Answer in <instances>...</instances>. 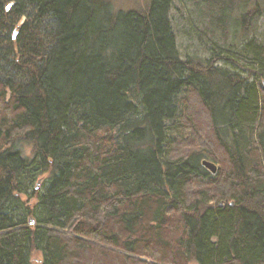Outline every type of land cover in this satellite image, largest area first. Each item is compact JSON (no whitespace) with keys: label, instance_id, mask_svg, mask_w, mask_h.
<instances>
[{"label":"trees","instance_id":"obj_1","mask_svg":"<svg viewBox=\"0 0 264 264\" xmlns=\"http://www.w3.org/2000/svg\"><path fill=\"white\" fill-rule=\"evenodd\" d=\"M175 2L0 0V264H264V0Z\"/></svg>","mask_w":264,"mask_h":264},{"label":"rangeland","instance_id":"obj_2","mask_svg":"<svg viewBox=\"0 0 264 264\" xmlns=\"http://www.w3.org/2000/svg\"><path fill=\"white\" fill-rule=\"evenodd\" d=\"M115 2L118 6L130 7L133 4L143 5L145 0H115ZM197 2L198 0H176L172 13L174 17L175 31L178 36V46L184 58L187 56L195 58L204 55V49L207 46H205V43H208L209 39L216 41L221 39L222 32L217 30L216 33L212 34L211 30L206 29L208 24L206 25V22H202L198 14L199 11L196 7ZM259 29L260 31L263 30L261 23ZM43 178L44 177L40 178V180H43Z\"/></svg>","mask_w":264,"mask_h":264},{"label":"water","instance_id":"obj_3","mask_svg":"<svg viewBox=\"0 0 264 264\" xmlns=\"http://www.w3.org/2000/svg\"><path fill=\"white\" fill-rule=\"evenodd\" d=\"M11 7V4H8V9ZM17 34H18V31H16L15 32V34H14V38H16L17 37ZM203 165L208 169V170H210L211 172H213V173H215V172H217V166L214 164V163H211V162H209V161H207V160H204L203 161ZM35 223V221H34V219H30V224L31 225H33Z\"/></svg>","mask_w":264,"mask_h":264}]
</instances>
